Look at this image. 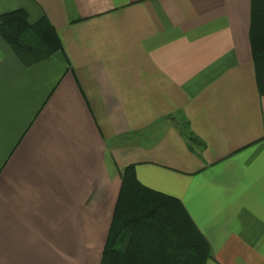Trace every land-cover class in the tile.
I'll return each mask as SVG.
<instances>
[{"label": "crops", "instance_id": "0c3cea01", "mask_svg": "<svg viewBox=\"0 0 264 264\" xmlns=\"http://www.w3.org/2000/svg\"><path fill=\"white\" fill-rule=\"evenodd\" d=\"M18 9L63 49L26 66L0 38V264H101L130 164L182 201L206 264H264L251 0H0Z\"/></svg>", "mask_w": 264, "mask_h": 264}, {"label": "trees", "instance_id": "16d2710c", "mask_svg": "<svg viewBox=\"0 0 264 264\" xmlns=\"http://www.w3.org/2000/svg\"><path fill=\"white\" fill-rule=\"evenodd\" d=\"M0 38L26 65L63 49L44 17L32 23L23 9L0 17ZM249 39L259 92L264 95V0H251ZM190 144L195 137L189 138ZM121 189L101 264H206L211 248L182 201L142 184L135 164L120 171Z\"/></svg>", "mask_w": 264, "mask_h": 264}]
</instances>
